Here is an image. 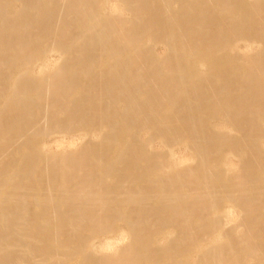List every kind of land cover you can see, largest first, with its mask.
I'll list each match as a JSON object with an SVG mask.
<instances>
[{
  "label": "bare ground",
  "instance_id": "obj_1",
  "mask_svg": "<svg viewBox=\"0 0 264 264\" xmlns=\"http://www.w3.org/2000/svg\"><path fill=\"white\" fill-rule=\"evenodd\" d=\"M0 264H264V0H0Z\"/></svg>",
  "mask_w": 264,
  "mask_h": 264
}]
</instances>
